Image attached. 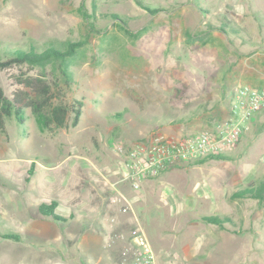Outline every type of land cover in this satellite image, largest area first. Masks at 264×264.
I'll list each match as a JSON object with an SVG mask.
<instances>
[{
    "label": "rangeland",
    "instance_id": "1",
    "mask_svg": "<svg viewBox=\"0 0 264 264\" xmlns=\"http://www.w3.org/2000/svg\"><path fill=\"white\" fill-rule=\"evenodd\" d=\"M70 42L80 45L64 61L0 72L9 98L21 90L28 100L23 81L33 77L49 103L82 102L74 125L68 112L63 126L43 128L30 107L21 121L14 113L6 120L0 232L23 235L0 236V264H123L134 233L148 239L158 264H264V202L231 196L264 181V108L223 151L227 158L167 170L145 199L142 185L123 182L112 204L115 192L102 187L107 178L117 183L116 146L155 130L210 129L228 115L235 84L264 87V0H0L1 59L10 46ZM51 200L66 222L38 212ZM109 203L116 214L97 216ZM123 203L131 217L118 226L130 224L126 232L115 230Z\"/></svg>",
    "mask_w": 264,
    "mask_h": 264
},
{
    "label": "built area",
    "instance_id": "2",
    "mask_svg": "<svg viewBox=\"0 0 264 264\" xmlns=\"http://www.w3.org/2000/svg\"><path fill=\"white\" fill-rule=\"evenodd\" d=\"M263 108L264 87L237 83L230 90L228 115L215 122L210 129L181 136L155 130L140 139L116 146L118 150L122 148L123 155L113 172L119 181L138 190L145 179L233 148L248 123ZM118 195H111L110 203L119 201L121 198ZM129 208V203H123L119 210L126 213ZM130 245L124 248L127 259L123 264H158L148 239L142 233H134Z\"/></svg>",
    "mask_w": 264,
    "mask_h": 264
},
{
    "label": "trees",
    "instance_id": "3",
    "mask_svg": "<svg viewBox=\"0 0 264 264\" xmlns=\"http://www.w3.org/2000/svg\"><path fill=\"white\" fill-rule=\"evenodd\" d=\"M80 45L79 42L68 43L65 49H59L53 46L44 48L42 50H37L34 45H30L28 49H21L16 47H9L10 53L3 59L0 58V72L6 71L13 66H18L20 64H39L42 65L52 59H59L64 61L66 58L71 56L76 49V46ZM38 80L33 77L25 79L23 81L24 86L29 87L33 92L28 100H25L20 93H14L12 97H7L4 90L0 84V132L5 130V122L14 113L18 121L22 120L21 112L24 111L26 107H30L33 114L36 117L37 122L43 128L54 125L56 127H61L66 123V117L68 112L73 113L72 124H76L78 118L81 114L82 102L80 100H75L73 104H51L47 100L48 88L45 83L37 84ZM40 97H42L40 99ZM227 158L223 153L213 154L199 158L194 161H190L187 164L201 163L207 159H224ZM185 164V165H187ZM184 165V166H185ZM175 167V168H180ZM173 169V168H172ZM170 170V169H169ZM167 171V170H166ZM29 172L31 173L30 169ZM165 172V171H164ZM163 173V172H162ZM157 177V176H156ZM155 178V177H154ZM264 181L260 182L258 186L249 182L240 190H237L231 194L232 197H253L258 198L259 201L264 202ZM57 206V202L51 200L49 203L41 202L38 204L37 209L40 214L46 217H50L55 221L65 222L66 218L57 214L54 209ZM201 220L207 223L222 224L223 221L220 217L214 215H203L200 217ZM20 232H0L2 238L19 240L21 238Z\"/></svg>",
    "mask_w": 264,
    "mask_h": 264
},
{
    "label": "crops",
    "instance_id": "4",
    "mask_svg": "<svg viewBox=\"0 0 264 264\" xmlns=\"http://www.w3.org/2000/svg\"><path fill=\"white\" fill-rule=\"evenodd\" d=\"M169 171H171V170H169ZM167 172V171H166ZM165 172H163V173H161L158 177H156L155 179H145V180H143V182L141 183V185L143 186V188H142V190H144V195H141L142 196V199H145L146 197H147V190L148 189H146L147 188V186H151V185H153V187H154V190H155V182H156V184H159V181H158V179L160 178V179H162L163 178V174H164ZM112 178H114V179H116V184L115 183H111V181H110V179H108L107 178V180H105L104 181V185H102V187H104V190L106 189V190H108L109 188H111L112 189V191L113 192H115V194H120V193H122V189L123 190H125L126 189V186H125V184H123V182H121V181H119L118 180V177H112ZM106 179V178H105ZM112 181H113V179H112ZM119 183V184H118ZM156 188H157V190L159 189V185H158V187L156 186ZM160 192H161V190H160ZM130 198V197H129ZM133 198H135V197H133ZM108 204V203H107ZM110 204V203H109ZM111 205V204H110ZM112 207H109V206H107L106 208H107V212H104V211H106V208H103L104 209V211H99V213H98V215L97 216H99L100 214H103V213H109L110 214V216H112L113 215V213H115V207L113 206V205H111ZM116 214V213H115ZM130 217H131V214L129 215V214H126V213H123V214H121V215H119V216H117V218H115V219H117V222L115 223L116 225H115V230L117 229V228H120V226H118L119 224H121L122 222V220L124 221V220H126V219H130ZM66 221H67V219H66ZM65 221V222H66ZM118 226V227H117ZM126 226V225H125ZM129 226H130V224L129 225H127L126 227H123V228H120V232L122 231V232H126V231H128V229H129ZM111 227H112V225H108V227H107V224L106 225H104L103 227H102V229H104V231H106V229H107V232L109 233V230L111 229ZM114 229V228H113ZM120 242V241H119ZM123 244V243H122ZM111 252V251H110ZM111 255H112V253H110Z\"/></svg>",
    "mask_w": 264,
    "mask_h": 264
}]
</instances>
